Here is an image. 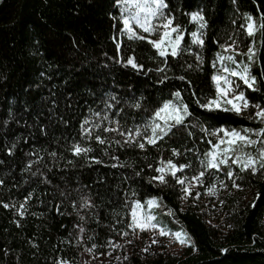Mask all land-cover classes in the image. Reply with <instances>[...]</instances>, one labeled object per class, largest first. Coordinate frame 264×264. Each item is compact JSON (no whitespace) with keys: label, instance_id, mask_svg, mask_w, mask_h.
Segmentation results:
<instances>
[{"label":"trees","instance_id":"trees-1","mask_svg":"<svg viewBox=\"0 0 264 264\" xmlns=\"http://www.w3.org/2000/svg\"><path fill=\"white\" fill-rule=\"evenodd\" d=\"M166 3L164 11L184 30L181 47L188 51L168 56L165 64L146 41L122 34L117 0H0V264H76L87 249L106 255L124 232L131 236L134 202L147 205L153 196L189 233L184 252L149 247L142 232V242L133 238L135 247L123 246L117 257L90 264H264V169L253 174L229 161L239 188L225 196V228L211 223L192 198L186 200L177 182L203 171L207 186L219 178L234 188L227 165L216 170L201 163L218 142L210 133L264 128L252 118L254 105L264 108V30L246 34L248 16L257 24L264 18V0ZM193 12L204 17V29L191 19ZM193 31L202 33L203 46L191 42ZM233 41L241 51L256 50L250 61L256 90L242 85L249 107L239 115L200 106L216 98L211 78L218 73L217 54ZM129 57L143 68L127 66ZM175 90L189 115L155 145L140 149L124 144L126 135L104 131H142ZM85 119L92 122L85 127L93 128V137L106 138L105 144L83 138ZM76 143L93 149L88 159L73 154ZM168 161L189 167L176 177L167 171L166 183L153 179ZM240 188L253 190L252 201L239 195Z\"/></svg>","mask_w":264,"mask_h":264},{"label":"snow or ice","instance_id":"snow-or-ice-1","mask_svg":"<svg viewBox=\"0 0 264 264\" xmlns=\"http://www.w3.org/2000/svg\"><path fill=\"white\" fill-rule=\"evenodd\" d=\"M117 4L121 6V16L122 20V34L127 37L130 41H146L150 44L157 52L159 58H164L163 62L167 63V57H177L182 52L188 51L187 48H182L181 44L184 40L183 30L179 25H174V17L170 13H165L164 9L168 8L166 0H117ZM193 21L199 22V28L204 29L206 24L203 22L204 17L199 13H194L191 15ZM248 23L246 25V34L248 37H254L258 29L264 30V18H261V22L257 24L251 16L247 17ZM142 30V33L139 31ZM154 34L157 38L151 39L149 36L144 35ZM192 43L203 46L204 40L201 38L202 33L193 31L191 33ZM119 48V44L117 45ZM224 51H231L235 55L223 56L220 53L217 54L220 61H231L234 65L239 67V70L230 69L227 65L223 66V72L227 75L217 74L212 76L216 89V98L211 99L205 104L200 105L201 107L207 108L209 110L213 109H223L224 111H232L236 114H241L244 109L249 107V102L245 97L244 91H237L240 89L241 85L236 83L230 77H238L240 81L243 82L247 88L256 90L254 85L256 83V78L251 75L250 67L247 64L241 65L236 60V55H244L248 60H254L256 58V50L254 47H249L246 53H236V43L233 41L230 45H221ZM199 59V56L197 57ZM127 66H131L134 69H142V65H138L134 57H129L126 61ZM191 67V65H189ZM213 67H216V64L213 63ZM151 71V70H149ZM158 71H164L163 68L158 69ZM219 71V70H218ZM179 79L183 80L184 77L181 76ZM176 102L169 100L164 103L159 110L154 113V118L150 123L144 125L143 130L137 129L135 131L129 130L127 133L120 132L119 127L108 128L105 127V132H117L122 136H127V140L124 141V144H135L138 148L144 149L145 143L149 145H155L158 140L163 139L167 136L174 127L177 125L184 124L185 117L189 115L188 106L183 103L181 93L176 92L174 94ZM231 97V98H229ZM115 99V97H113ZM223 102V103H222ZM199 103V101H197ZM107 108H111L112 105H106ZM134 107L139 108L140 105L136 104ZM253 107L257 108L258 111L255 112L253 119L258 118L259 121L264 124V108H260L259 105H254ZM95 116H99V113H94ZM107 120V116L104 117ZM92 123L88 119H85L81 124L83 130L84 139H95L96 142L103 145L106 143V138H102L99 134L93 137V128H86L85 125ZM112 123L118 124V121H112ZM101 125L99 123L94 124L95 129H99ZM201 131H207L206 129L201 128ZM222 133V135H220ZM257 135L264 137V128L253 130L249 128L237 129H219L210 133L212 136L218 137V142L212 145V150L205 154L206 160L201 163L206 167L211 169L220 170L222 165H227L229 171L227 172V177L233 180V186L239 188V185L235 183L234 176L236 175L231 170V165L229 161L238 165L241 171L250 170L253 174L260 169H264V139L259 141L252 139V135ZM115 143L120 144V141H115ZM209 144H212V141H209ZM257 144L260 147H256V156L251 155L250 153L245 152L244 150L247 147H255ZM123 146V145H121ZM71 151L77 157L84 156L88 159V153L93 151L91 147L81 146L80 143L73 144L71 146ZM241 153V155H237ZM105 154L107 152L105 151ZM174 150V155H178ZM55 156L56 153L53 152L50 154ZM113 159H118V157H113ZM91 162L100 164L102 161L96 158H91ZM71 163V161H69ZM123 167V165H119ZM111 167H117L116 164L111 165ZM184 167H189V165H181L179 168L173 164L171 161H168L167 169L168 174L172 177H176L178 171H182ZM157 172L161 175L154 177L153 179L159 180L161 183H166L165 180V168L161 167L156 169ZM205 173L201 171L198 176H194L192 179L201 181ZM186 179V178H185ZM185 179L177 178V182L181 185L185 184ZM3 181H0L2 184ZM184 192L191 195L187 188L183 189ZM210 194H215V189H210ZM134 195V193H133ZM30 198V197H29ZM149 206L156 205L155 200L147 201ZM5 208L9 205L4 204ZM89 204L87 201L84 203V207H88ZM23 207V205H21ZM143 205L139 201L134 202V207L131 209V224L129 227L139 229L140 231H145L149 229H155L156 225L152 224L151 221L154 219L152 216H141V210ZM23 215V212L20 213ZM83 231V229H81ZM163 229L160 230V235H167ZM123 235L127 236L128 233L124 232ZM176 239L181 244L189 243L190 237H187L181 232L175 233ZM155 243V241H153ZM120 247V245H116ZM147 250V249H145ZM91 252L92 249H87ZM57 264H67L66 261H58Z\"/></svg>","mask_w":264,"mask_h":264},{"label":"rangeland","instance_id":"rangeland-1","mask_svg":"<svg viewBox=\"0 0 264 264\" xmlns=\"http://www.w3.org/2000/svg\"><path fill=\"white\" fill-rule=\"evenodd\" d=\"M194 13H199V12H193V14ZM122 15H123V13L121 12V16ZM139 31L142 33V30H139ZM182 34L184 35V30H183ZM144 35L149 36V38H151V39L157 38L154 34L144 33ZM247 51H248V49L246 51H241L240 49H238L236 47V53H246ZM221 55L226 57L228 55H235V53H233L231 51H227V52L225 51ZM235 58H236V60L244 59L245 63L247 65H249V67H250V60H248L246 56L236 55ZM224 65H227L230 69H235L237 71L239 70V67L237 65H234L231 61H227V60L220 61V59L217 57V66H218V70H219L217 74L227 75V73L223 72V66ZM230 79H232L233 81H235L236 83H239L241 85L240 89H238L237 91H243V89H242L243 82L240 81L238 77H230ZM176 92L181 93V91L175 90L173 92L172 97L166 99L164 101V103L168 102L169 100L176 102L175 96H174V94ZM181 97H182V94H181ZM229 98H231V97H229ZM183 103H184V101H183ZM163 104H162V106H163ZM257 111H258V109H257ZM223 129H228V128H223ZM231 129L239 130L238 128H231ZM220 135H222V133ZM244 151L247 153H250L253 156L257 155L256 154V146L255 147H251V146L247 147ZM237 155H241V153H237ZM167 164H168V162L164 163L161 166V167L165 168V173L168 171ZM177 167L179 168V166H177ZM198 175L199 174H197V175L185 174V175L180 177V179L186 178L185 184L181 185L182 189L187 188L189 190V192L191 193V195H189L183 191L184 198L186 200L188 197L192 198V200H194L195 203L201 207L203 213L205 214V217L211 223H213L219 227H222V228L228 227V223H227L228 222L227 221V214L228 213H227V209L225 207V202H226L225 196L228 193L236 192L238 188L237 187L231 188L230 185L227 183V182H229L228 180L226 181L225 179H219V178H217L212 185L207 186L203 180V177H201L202 182H198L197 180L192 179L194 176H198ZM210 189H215L214 195L210 194ZM239 190H240L239 195H241L245 201H252V199L254 197V193H253L252 189L240 188ZM149 200H155L156 205L149 206L148 204L145 205L142 201H139L143 205V208L141 210V216L142 217L143 216L154 217V219L151 221V223L156 225L155 229H149V230H145V231H140L139 229L133 230V232L131 233V236L127 235L123 239V241L112 243L111 248L106 253V255L97 254L93 250L91 252L85 250L83 252L81 258H80V261L76 264H90L94 261H100L104 257L115 258L118 256V253L120 252V250L123 249V246H125L127 249H131V248L135 247V244L133 243V238H137L138 241L142 242L143 233H146V235H147L146 243H148L147 245H149V247L166 248V249H169V250H171L175 253H178V254L183 253L184 250L191 243V237H190L189 233L187 232V230L184 227L178 226V224L180 223L179 219L176 218L175 216H173L171 214L170 210L165 209L160 205V202H159L157 196L150 197L147 199V201H149ZM81 229H83V228L81 227L80 231H81ZM161 229H163L168 234L167 235H160ZM177 232H181L182 234H185L187 237H190L189 243L181 244L175 237V233H177ZM83 233H84V230L81 231L82 236H83ZM153 241H155V243ZM116 245H120V247H116ZM67 264H73V263H67Z\"/></svg>","mask_w":264,"mask_h":264},{"label":"built area","instance_id":"built-area-1","mask_svg":"<svg viewBox=\"0 0 264 264\" xmlns=\"http://www.w3.org/2000/svg\"><path fill=\"white\" fill-rule=\"evenodd\" d=\"M239 62V61H238ZM241 65H243L241 62H239Z\"/></svg>","mask_w":264,"mask_h":264}]
</instances>
